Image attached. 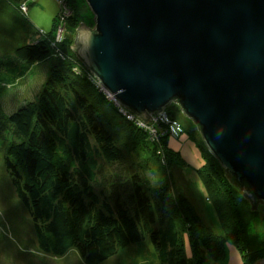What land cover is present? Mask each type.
I'll return each mask as SVG.
<instances>
[{"label": "trees", "instance_id": "1", "mask_svg": "<svg viewBox=\"0 0 264 264\" xmlns=\"http://www.w3.org/2000/svg\"><path fill=\"white\" fill-rule=\"evenodd\" d=\"M2 1L20 11L21 0ZM66 1L72 12L66 18L61 41L56 40L60 10L43 39L16 43L12 51L0 53V88L20 84L34 65L52 61L36 98L25 99L15 110L6 112L0 93L5 165L16 196L32 219L38 247L58 256L76 248L86 264H99L120 248L149 237L162 264H208V259L222 257L224 237L203 222L188 197L170 180V167L183 158L168 147L169 134L160 141L149 140V152L135 150L142 163L134 171L130 169L113 125L99 114L98 98L122 113L100 90L73 47L77 28L82 24L93 28L95 15L86 0ZM172 102L181 106L177 100ZM167 113L179 120L175 111ZM123 117L139 135L149 137ZM201 145L204 164L197 168V174L227 237L238 247L242 264H255L264 259V202L244 194L203 136ZM148 163L163 171L154 186L143 177ZM184 229L194 262L185 255Z\"/></svg>", "mask_w": 264, "mask_h": 264}, {"label": "water", "instance_id": "2", "mask_svg": "<svg viewBox=\"0 0 264 264\" xmlns=\"http://www.w3.org/2000/svg\"><path fill=\"white\" fill-rule=\"evenodd\" d=\"M86 1L95 26L80 25L73 47L100 82L146 123L177 100L264 202V0Z\"/></svg>", "mask_w": 264, "mask_h": 264}, {"label": "rangeland", "instance_id": "3", "mask_svg": "<svg viewBox=\"0 0 264 264\" xmlns=\"http://www.w3.org/2000/svg\"><path fill=\"white\" fill-rule=\"evenodd\" d=\"M26 3L28 8L26 7L27 10L22 13L21 4ZM18 9L20 11L0 0V46H4L0 53L12 51L16 43L23 45L43 39L52 29L53 19L61 10V2L60 0H21ZM67 34L71 35L69 32ZM51 62L47 59L40 65H34L20 84L0 88L1 101L6 112L15 110L25 99L37 97L49 73ZM171 103L167 110L176 112L185 130L176 136L170 133V136H167L168 147L178 151L183 158L182 162H177L171 167L168 165L172 170L170 180L178 192L188 197L203 222L216 234L224 237V255L218 259H208V264H242L241 253L236 244L227 237L216 208L208 198L206 187L197 174V168L204 164L201 132L195 121L182 111L181 106ZM97 106L100 116L113 125L118 143L125 147L126 162L134 171L142 163L141 155H137L135 150L149 152L151 146L149 140L153 139L150 136L145 139L143 133L139 135L138 130L125 120L120 110L118 112L122 116L101 98H98ZM145 132L149 135L147 131ZM156 137L157 141L162 139L159 134ZM6 150L7 145L0 142V264H86L76 248L58 256L46 253L38 247L32 219L16 196L6 169ZM103 166L104 170L108 171V165L103 163ZM145 167L148 170L147 175L143 174V177L151 186L156 185L162 177V169L155 168L149 163ZM182 233L185 255L189 261L194 262L188 232L184 229ZM99 264L162 263L151 239L146 237L140 243H132L120 248L117 254Z\"/></svg>", "mask_w": 264, "mask_h": 264}, {"label": "built area", "instance_id": "4", "mask_svg": "<svg viewBox=\"0 0 264 264\" xmlns=\"http://www.w3.org/2000/svg\"><path fill=\"white\" fill-rule=\"evenodd\" d=\"M61 2V11L60 14V25L58 29L57 34V41H61L64 37V32L66 30L65 22L66 18L69 17L72 10L68 7L66 0H60ZM26 5L22 4L21 8L22 10H27ZM92 72V71H91ZM93 73V72H92ZM93 77L96 80V84L99 86L100 90H102L106 96L114 101L116 106L119 108L120 112H122L128 120H131L136 123L137 126L144 129L149 133V136L151 139L157 141L156 135L159 134L160 137H164L166 135L173 134L174 136L178 135L182 131V124L179 120L172 118L167 111L164 109L159 113H150V117L152 122H145L142 117L137 115L133 110L123 105L113 94H111L108 89L100 82V80L96 77V75L93 73Z\"/></svg>", "mask_w": 264, "mask_h": 264}]
</instances>
